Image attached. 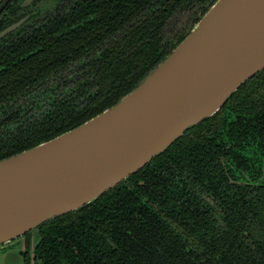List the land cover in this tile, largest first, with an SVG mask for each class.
<instances>
[{
  "label": "flooded vegetation",
  "instance_id": "1",
  "mask_svg": "<svg viewBox=\"0 0 264 264\" xmlns=\"http://www.w3.org/2000/svg\"><path fill=\"white\" fill-rule=\"evenodd\" d=\"M50 2L6 0L0 17L30 20ZM64 2L66 15L98 16L97 4L83 17ZM56 85L34 94L25 111L20 104L0 110V141L24 121L30 129L34 117L49 113L61 93L52 92ZM262 202L264 69L136 172L93 201L40 223L36 236L31 229L0 244V256L5 264V250L18 244L23 264H264V243L248 230L254 218L263 225Z\"/></svg>",
  "mask_w": 264,
  "mask_h": 264
},
{
  "label": "water",
  "instance_id": "2",
  "mask_svg": "<svg viewBox=\"0 0 264 264\" xmlns=\"http://www.w3.org/2000/svg\"><path fill=\"white\" fill-rule=\"evenodd\" d=\"M1 1L0 11L6 3ZM26 18L0 30V38ZM262 69L264 0H216L116 104L0 159V244L93 201L126 179L218 111Z\"/></svg>",
  "mask_w": 264,
  "mask_h": 264
},
{
  "label": "trees",
  "instance_id": "3",
  "mask_svg": "<svg viewBox=\"0 0 264 264\" xmlns=\"http://www.w3.org/2000/svg\"><path fill=\"white\" fill-rule=\"evenodd\" d=\"M64 1L51 0L43 13L0 39V110L10 111L20 104L25 111L34 94L55 83L52 92H61L49 113L34 117L30 129L24 121L0 141V159L49 140L116 104L216 0H70L83 17L97 4L94 20L66 15ZM58 5L62 7L57 9ZM8 16L1 15L0 28L15 21L5 20ZM257 208L258 219L264 221V202ZM262 226L254 218L248 230L251 239L264 243ZM244 264L257 263L249 259Z\"/></svg>",
  "mask_w": 264,
  "mask_h": 264
},
{
  "label": "rangeland",
  "instance_id": "4",
  "mask_svg": "<svg viewBox=\"0 0 264 264\" xmlns=\"http://www.w3.org/2000/svg\"><path fill=\"white\" fill-rule=\"evenodd\" d=\"M36 230L33 229V235L36 236L35 234ZM19 249L20 245H15L14 247L8 248L5 250L7 251L8 254L6 257L8 258L5 262V264H23L22 258L20 257L19 254ZM0 264H3V261L1 260Z\"/></svg>",
  "mask_w": 264,
  "mask_h": 264
}]
</instances>
